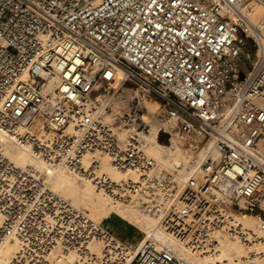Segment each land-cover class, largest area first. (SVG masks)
<instances>
[{
    "label": "built area",
    "instance_id": "1",
    "mask_svg": "<svg viewBox=\"0 0 264 264\" xmlns=\"http://www.w3.org/2000/svg\"><path fill=\"white\" fill-rule=\"evenodd\" d=\"M252 5L264 0H0V135L156 219L131 250L0 148L10 264H203L218 234L249 242L238 217L264 228V24ZM149 104L158 141L210 145L184 180L145 152ZM104 162L129 176L111 179Z\"/></svg>",
    "mask_w": 264,
    "mask_h": 264
},
{
    "label": "bare ground",
    "instance_id": "2",
    "mask_svg": "<svg viewBox=\"0 0 264 264\" xmlns=\"http://www.w3.org/2000/svg\"><path fill=\"white\" fill-rule=\"evenodd\" d=\"M247 14L255 24H264V7L252 5L248 9ZM151 107L154 106L149 104L148 108ZM152 115L153 113H149L145 118L148 124L145 152L164 170L181 168L178 170V178L180 181L184 180L194 166L201 162L205 155L211 154L210 145L203 144L196 153H193L190 150H185L182 146V142L171 141L170 145L159 143L157 140L159 125L156 120L153 119ZM195 140L199 142L200 137L195 136ZM0 148L15 164L22 167H33L36 171L45 176L50 189L61 198L68 201L73 207L78 209L84 207L90 211L92 216L94 214L98 215L93 216L95 217L94 219L90 215L89 217L103 228L107 229L104 223L110 218H115L135 227L143 235L148 234L155 226V215L150 208H144L139 203L123 206L93 188L92 184L87 180H80L84 183V187H80L77 184L79 183L77 181L79 179L69 171H50L43 162L34 157L28 150L17 147L1 135ZM103 171L113 180H119L129 176L128 174L122 175L117 173L107 165V162H104ZM237 222L247 231L249 242L244 244L233 236L218 234L216 236L219 243L218 251L214 255L204 257L202 259L203 264H244L245 259H247L245 257L247 250L251 249H255V251H257L256 253H258L257 259H255L257 262L254 263L252 261V264H264V257L259 255L264 253V228H262L261 221L256 216L252 217L251 215L244 214L237 218ZM143 239L144 236L140 238L138 243ZM93 249L97 251L99 246L95 245ZM15 252L16 246L8 243L5 244L0 248V264H10V260ZM252 260H254V258H252Z\"/></svg>",
    "mask_w": 264,
    "mask_h": 264
},
{
    "label": "rangeland",
    "instance_id": "3",
    "mask_svg": "<svg viewBox=\"0 0 264 264\" xmlns=\"http://www.w3.org/2000/svg\"><path fill=\"white\" fill-rule=\"evenodd\" d=\"M155 107H151L148 108L149 113L152 114L154 112ZM161 144H165L163 142H160ZM183 148L185 150H188L187 146L184 145ZM181 168H179L180 170ZM77 180V179H76ZM79 183H77L80 187H84V183H82V181L77 180ZM79 208L80 210L85 211L88 215H90L93 219L95 217L93 216H98L96 214H94L92 216V214L90 213V211L86 208ZM88 210V211H87ZM89 212V213H88ZM252 216V215H251ZM252 217H255L254 215ZM104 226L107 228V230L110 231V233L113 235V237H115L118 241H120L122 244H124L126 247H128L129 249H134L136 247V245L138 244V241L140 240L141 237H143V234H141V232H139L135 227L128 225L127 223H123L115 218H110L109 220H107L104 223ZM252 252V254H256L254 258V260H252V258H249V261L251 263H256L257 261L255 259H257V251H255V249H251V250H247V254H246V258L249 255V253ZM253 261V262H252Z\"/></svg>",
    "mask_w": 264,
    "mask_h": 264
},
{
    "label": "water",
    "instance_id": "4",
    "mask_svg": "<svg viewBox=\"0 0 264 264\" xmlns=\"http://www.w3.org/2000/svg\"><path fill=\"white\" fill-rule=\"evenodd\" d=\"M163 138H166L167 137V135L166 134H163V133H161L160 134Z\"/></svg>",
    "mask_w": 264,
    "mask_h": 264
}]
</instances>
